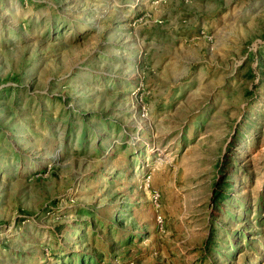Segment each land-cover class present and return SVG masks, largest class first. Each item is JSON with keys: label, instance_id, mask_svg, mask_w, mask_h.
<instances>
[{"label": "rangeland", "instance_id": "1", "mask_svg": "<svg viewBox=\"0 0 264 264\" xmlns=\"http://www.w3.org/2000/svg\"><path fill=\"white\" fill-rule=\"evenodd\" d=\"M0 264H264V0H0Z\"/></svg>", "mask_w": 264, "mask_h": 264}]
</instances>
